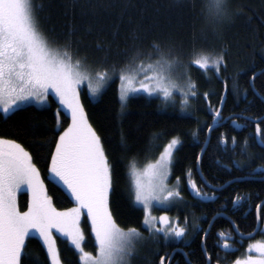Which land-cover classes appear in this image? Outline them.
<instances>
[{"label": "trees", "instance_id": "16d2710c", "mask_svg": "<svg viewBox=\"0 0 264 264\" xmlns=\"http://www.w3.org/2000/svg\"><path fill=\"white\" fill-rule=\"evenodd\" d=\"M37 3L43 4L38 11L41 30L53 45H68L76 56L86 57V62L98 70L108 67L112 74L97 99L90 96L86 87L81 95L87 119L100 136L113 165L109 203L113 217L121 227H135L149 233L143 223L145 211L134 201L128 170L132 162L143 165L156 159L174 136L180 137L182 142L174 153L170 180L179 186L184 201L179 199V204L169 207V211L178 215L190 238L168 245L162 237L159 242L145 240L132 264H161V257L164 264H169L172 258L170 264H206L202 240L217 213L226 215L213 220L206 237L213 264L217 253H220L219 263H231L249 240L263 236L264 231H259L240 248L227 253L215 246L220 230L231 236L238 232L249 234L255 230L259 219L264 228V204L261 213L256 214L257 206L264 200V172H251L258 164H264V146L259 142L260 135L264 134V0H228L230 10L239 12L216 26L208 23L202 13L201 0H37ZM153 42L165 48L172 46L183 61L185 73L196 82L197 95L189 97L188 106L171 105L161 97L144 93L131 95L122 105L119 93L121 71L133 75V71L145 70L147 64H152L155 55L135 54L141 50L154 53ZM194 45L211 52L224 50L227 68L221 67L220 72L227 79V92L224 81L217 77L213 68L209 67L206 77L199 66L188 63L194 59ZM141 60L143 67L139 66ZM253 73L256 74L254 86L250 83ZM233 77L239 82L236 90L232 89ZM181 80L185 86L187 78ZM244 89H247L246 93ZM205 92L207 97L203 95ZM223 100L222 124L213 129L201 159V171L209 184L198 171V160L208 138L209 126L214 121L213 111L220 109ZM49 101L46 106L33 103L7 119L0 116V136L17 140L32 153L48 195L55 207L63 210L72 208L75 199L62 185L53 182L50 163L59 133L69 126L71 117L53 95H49ZM258 118H262L261 133L255 132L253 119ZM243 119L249 125L241 128ZM222 137L229 139L225 142ZM232 137L236 138L235 144L231 142ZM234 160L241 161L244 167H224L232 165ZM177 177H180L179 181ZM188 179L194 180L202 192L215 193L216 198L209 201L197 197L186 182ZM238 194L247 195L252 202L253 207L247 215L241 211L229 212ZM28 205V192H20V210L26 211ZM233 221L239 229L233 226ZM195 225H200L204 231ZM83 229L86 249L96 252L97 244L87 215L83 218ZM57 240L63 264H82L77 250L67 239L57 236ZM25 243L28 255L22 256V264H50L39 237L29 235ZM178 248L183 251L176 250Z\"/></svg>", "mask_w": 264, "mask_h": 264}, {"label": "snow or ice", "instance_id": "6c2138e0", "mask_svg": "<svg viewBox=\"0 0 264 264\" xmlns=\"http://www.w3.org/2000/svg\"><path fill=\"white\" fill-rule=\"evenodd\" d=\"M201 3L202 13L213 26L239 12L230 10L228 0H201ZM42 8L43 4H38L37 0H0V116L7 119L33 103L46 106L49 90L54 91L59 102L69 110L72 122L59 133L55 142V149L51 154L50 177L53 182L63 184L68 189L75 198V205L63 210L56 208L41 179L40 170L33 162L32 153L17 140L0 136V264H22V256L28 255L25 241L30 232H34L41 239L42 246L50 257V264H62L53 230H59L70 240L71 245L78 251L82 264H132V258L138 254V243L146 239L159 242L161 234L165 240L175 238L179 241L187 234L188 229L179 223V218L172 222L167 213L159 217L150 215L153 202L167 204L183 199L179 186L170 187L166 183L171 173L174 151L182 142L173 137L165 151L160 154V159L150 164L145 173H133L134 201L147 210L143 223L148 227L151 236L145 238L135 227L121 229L115 222L109 204V193L113 188V165L100 136L88 122L78 88L86 80L90 95L94 97L100 91L101 84L108 79L110 70L108 67L90 69L86 57L75 56L68 45L53 47L41 30L38 11ZM152 47L156 50L154 53H144L141 50L135 54L156 56V60L149 65L151 76L145 77L150 82L140 81L138 89L133 88L132 77L121 71L122 101L127 99L129 92L140 89L149 94L160 93L167 99L172 96L173 89L179 87L168 78L173 69L184 67L179 54L174 52L172 46L165 48L157 42H153ZM192 56L194 59L188 63L199 66L206 77L209 67L213 68L217 77L224 81L227 92V79L220 72L221 67L227 68L224 50L211 52L194 45ZM143 64L141 60L139 66L143 67ZM255 75L253 73L250 81L253 86ZM232 79V89L236 90L239 88L238 79ZM153 81L154 85L150 86ZM196 87V82L188 76L185 86L180 89L184 93L185 104L190 96L197 95ZM244 91L246 93L247 89ZM203 95L207 97L208 93ZM209 109L213 111L210 104ZM59 111L58 108L57 113ZM213 116L219 123L222 119L219 108L213 111ZM256 129L257 133H261L259 124ZM221 139L227 142L229 138ZM231 142L235 144L236 138L232 137ZM259 142L264 146V134L260 135ZM243 143L246 151L247 141ZM203 151L206 149H202ZM233 166L244 167L239 160H234L232 165H224L229 169ZM257 170H264V164H258L251 172L255 173ZM176 179L179 181L180 177ZM186 182L197 197L209 201L216 198L215 193L202 192L194 180L188 179ZM205 182L210 184L206 179ZM22 185H26L32 193L26 211L20 210L16 197ZM247 199V195L242 197L238 194L233 199V205L238 207ZM84 215L91 221L97 244L96 254L83 247L85 236L80 221ZM221 215L226 214L217 213V216ZM211 224L210 221V228ZM233 226L239 229L234 221ZM195 227L204 231L200 225ZM256 230L264 231L259 221ZM239 234L244 236V233ZM207 235L208 232L205 231L202 251L206 264H212V254L207 251ZM234 239L228 232L220 230L215 246L225 253L236 250L235 245L230 243ZM253 248L258 255L237 259L235 264H264V241L250 244L248 250ZM219 259L220 253H217L216 264H219ZM161 264H164L163 257Z\"/></svg>", "mask_w": 264, "mask_h": 264}, {"label": "rangeland", "instance_id": "374dc122", "mask_svg": "<svg viewBox=\"0 0 264 264\" xmlns=\"http://www.w3.org/2000/svg\"><path fill=\"white\" fill-rule=\"evenodd\" d=\"M50 42V41H49ZM50 44L53 46V47H56L55 45H53L51 42H50ZM75 55V54H74ZM76 56V55H75ZM88 64V66H89V68L90 69H96V70H98L97 68H95V66H93V65H91L90 63H87ZM149 65H151V63H149V64H147L144 68H145V70H136L135 72L133 71L132 73H133V75H130L131 77H132V79H133V88H136V89H138V85H139V82L140 81H144V82H146V83H148V82H150V81H148V80H145V77L147 76V77H150L151 76V71H149ZM183 73H185V68L184 67H182V68H180V69H173L169 74H168V78H169V80L170 81H174V82H176L178 85H179V87H177V88H174L173 89V92H172V96L171 97H169V98H164L160 93H153V94H149V93H147L145 90H142V89H140V90H137V91H131V92H129V95H128V97H127V99L131 96V95H134V94H139V93H144V94H146V95H149V96H158V97H161L164 101H166V102H169V104H171V105H174V104H180V103H182V105L183 104H185V102H184V93L183 92H181V88L184 86L183 85V81L181 80V79H184V78H188V76H190L188 73H185V75L183 74ZM184 75V76H183ZM187 75V76H186ZM112 79V74H110L109 73V77H108V79L103 83V84H101V86H100V91L94 96V97H92L93 99H97L100 95H101V93H102V91L106 88V86L109 84V82H110V80ZM194 80V79H193ZM96 81H95V78H93V83H95ZM125 83H126V81H125ZM152 85H154V81L153 82H151L150 83V86H152ZM120 86H121V80L119 81V93H120ZM84 87H86L87 88V90H88V92H89V94H90V89L88 88V85H87V81L85 80L81 85H79L78 86V88H79V92H80V99H81V102H82V95H81V91H82V89L84 88ZM185 91H187V90H185ZM178 94V95H177ZM49 95H53L56 99H57V101L59 102V100H58V98L56 97V95H55V93H54V91H52L51 89L49 90ZM49 95H48V103L50 102L49 101ZM91 96V95H90ZM178 96H180V99L178 98ZM127 99L126 100H124V101H122L121 100V97H120V100H121V103H122V105H125L126 104V102H127ZM48 103H47V105H48ZM34 104H37V105H39L38 103H34ZM59 104H60V106H61V108L63 109V110H65L69 115H70V112H69V110L64 106V105H62L60 102H59ZM83 104V103H82ZM187 106L189 105V103H187L186 104ZM70 117H71V115H70ZM71 122H72V120H71ZM71 122H70V124H71ZM89 122V121H88ZM90 123V122H89ZM91 124V123H90ZM92 126V125H91ZM174 137H176V138H179V140H180V137H178V136H174ZM173 138V137H172ZM172 138L166 143V145L163 147V149H162V151L160 152V154L162 153V152H164L165 151V148H166V146L168 145V143L172 140ZM181 141V140H180ZM102 142V141H101ZM180 145V144H179ZM178 145V146H179ZM178 146H177V148H178ZM176 151V150H175ZM175 151H174V153H175ZM160 154H159V156L156 158V159H154V160H150V161H148V162H146V163H144L143 165L141 164V165H139V164H137L136 162L134 163V161L132 162L133 164L129 167V175H130V178H131V181H132V185H133V188H134V182H135V176L133 175V173H137V174H143V173H145L146 171H147V169H148V166L150 165V164H154L157 160H159L160 159ZM171 169H172V165H171ZM40 176H41V174H40ZM41 179H42V176H41ZM172 180V174L170 173V175H169V177H168V179H167V181H166V183L170 186V187H172V186H177V184L176 183H173V182H171V180ZM60 184V183H59ZM60 185H62L66 190H67V192H69L68 191V189L63 185V184H60ZM22 191H27L28 192V194H29V204H30V202H31V198H32V193H31V190L26 186V185H22L21 187H20V189L17 191V193H16V197H17V203H18V195H19V193L20 192H22ZM111 192V191H110ZM71 195V194H70ZM72 196V195H71ZM73 197V196H72ZM74 198V197H73ZM109 198H110V193H109ZM75 199V198H74ZM138 205H140L143 209H144V211H145V215L147 214V210H146V208L142 205V204H140L139 202H136ZM110 204V203H109ZM179 204V199H176V200H174L173 202H171V203H167V204H158V203H156V202H153V204H152V206H151V211H150V215L151 216H155V217H159V216H161L162 214H164V213H167L168 214V216L170 217V218H172V222H176L177 220H176V217L178 218V215H175V214H171V212L169 211V207L171 208L172 206H177ZM161 209H163V210H161ZM161 210V211H160ZM113 215V214H112ZM83 218H84V216H82L81 217V221H80V226H81V229H82V231H83V233H84V236H85V231H84V229H83ZM88 220H89V222H90V224H91V221H90V218L88 217ZM116 222V221H115ZM117 223V222H116ZM180 223V222H179ZM117 225H119L118 223H117ZM183 225V224H182ZM119 227L121 228V229H125V228H123V227H121L120 225H119ZM145 227L148 229V227L145 225ZM125 230H127V229H125ZM149 230V229H148ZM141 233H143L142 231H140ZM29 235H35V236H37L34 232H30V234ZM53 235H54V237H55V242H56V246H57V248H58V240H57V236H61V237H63V238H65V239H67L68 241H69V243L71 244V242H70V240L64 235V234H62V233H60L59 232V230H53ZM93 235H94V232H93ZM143 236L145 237V238H149L150 236H151V233H150V231H149V233L148 234H145V233H143ZM38 237V236H37ZM94 237H95V235H94ZM160 237H162L163 238V235L161 234V236ZM159 237V238H160ZM190 238V235H189V233L187 232V234H186V236L184 237V240H188ZM183 239V238H182ZM86 240V239H85ZM85 240H84V243H83V247H84V249L86 250V251H88V252H91V253H93V254H96L97 253V251L96 252H92V251H89L88 249H86V247H85ZM146 240H153V239H146ZM145 241V240H144ZM143 241V242H144ZM163 241H164V243H165V245H168V244H170V243H172V242H174V241H177L175 238H169V239H167V240H165L164 238H163ZM257 241H264V235L263 236H261V237H258V238H254V239H252V240H249L248 242H247V244L245 245V247L240 251V253H239V255L237 256V258L236 259H234L231 263H229V264H235V261L237 260V259H241V260H243L244 258H246L247 256H249V255H252V256H256V255H258V253H257V251L253 248L251 251H249L248 250V247H249V245L250 244H255ZM96 242V241H95ZM143 242H141V243H138V245H137V248H138V250H140V248L142 247V244H143ZM74 247V246H73ZM59 249V248H58ZM78 252V251H77ZM59 256H60V254H59ZM137 255H135L133 258H132V262H133V259L136 257ZM61 259V258H60ZM61 262H62V260H61ZM62 264H63V262H62Z\"/></svg>", "mask_w": 264, "mask_h": 264}, {"label": "flooded vegetation", "instance_id": "af4514ba", "mask_svg": "<svg viewBox=\"0 0 264 264\" xmlns=\"http://www.w3.org/2000/svg\"><path fill=\"white\" fill-rule=\"evenodd\" d=\"M221 120H223V119H221ZM225 120V119H224ZM227 120V119H226ZM243 122H242V125L240 126L241 128L243 127V126H248L249 124L246 122L247 120L246 119H243L242 120ZM253 121L255 122L254 124H255V132L257 133V130H256V125L257 124H259L260 125V128L262 129V125H261V123H260V120L259 121H255L254 119H253ZM224 122H226V121H224ZM245 122V123H244ZM257 171H260V170H257ZM262 172H264V170H262ZM263 178V177H262ZM253 207V205H252V202L249 200V198L245 201V202H243V203H241L238 207H236V206H234V205H231L230 206V209H229V212L230 213H239L240 211L242 212V213H244L245 215H247L250 211H251V208ZM260 213H261V211H260ZM256 214H257V209H256ZM261 217V216H260ZM262 219H264V215H263V218ZM245 235V234H244ZM233 237H235V239L234 240H231L230 241V243H234V245H235V249H238V248H240V246H242V245H244V243L246 242V240L247 239H249V238H241L240 237V235L238 234V235H235V236H233ZM235 240H236V242H235ZM241 240V241H240ZM173 251V250H172ZM177 257V256H176ZM177 258H179V257H177ZM173 259V258H172ZM172 259H169V264L171 263L170 261H172ZM175 262H177V260L175 261ZM177 264V263H176ZM213 264V263H212ZM214 264H216V262H214ZM219 264H221V263H219Z\"/></svg>", "mask_w": 264, "mask_h": 264}, {"label": "bare ground", "instance_id": "6f19581e", "mask_svg": "<svg viewBox=\"0 0 264 264\" xmlns=\"http://www.w3.org/2000/svg\"><path fill=\"white\" fill-rule=\"evenodd\" d=\"M221 107V106H220ZM228 119V118H227ZM257 121V120H256ZM259 121V120H258ZM214 122V121H213ZM219 122H222V121H219ZM222 124V123H221ZM220 124V125H221ZM219 126V125H218ZM217 126V127H218ZM212 133V132H211ZM211 133L208 135V138H207V140H209L210 141V135H211ZM207 140H206V142H207ZM209 141H208V143H209ZM206 142H205V144H206ZM208 145V144H207ZM205 146V145H204ZM202 159V158H201ZM199 169H200V171H201V162H200V164L198 165V171H199ZM199 171V173H200V175L202 176V178L205 180V178L203 177V174H202V171L200 172ZM210 186V185H209ZM217 189H219L218 187H217ZM183 200V199H182ZM187 200V199H186ZM184 201V200H183ZM262 204H264V200L262 201V203L259 205V207H258V210H257V212L258 213H260V208H261V205ZM215 217H217V215L215 216ZM258 218H259V216H258ZM212 222V224H213V220L211 221ZM259 222H260V219H259ZM212 224H211V226H212ZM210 225V224H209ZM260 226H261V223H260ZM257 229V227L255 228V230L253 231V232H251V233H249V234H245L244 236H241L240 234H239V232H238V234L240 235V237L241 238H252V237H254V236H256L257 235V233L259 232L258 230H256ZM209 230H210V227H208V229H207V232H209ZM241 241V240H240ZM176 250H179V251H183V249L182 248H178V249H176ZM175 250V251H176ZM174 251V252H175Z\"/></svg>", "mask_w": 264, "mask_h": 264}, {"label": "water", "instance_id": "95a60500", "mask_svg": "<svg viewBox=\"0 0 264 264\" xmlns=\"http://www.w3.org/2000/svg\"><path fill=\"white\" fill-rule=\"evenodd\" d=\"M223 103H224V100H223V102H222V104H221L220 112H221V110H222V108H223ZM262 118H263V117H262ZM262 118H258V119H256V120L258 121V120H261ZM224 121H226V119H225ZM221 123H222V122L217 123V122L214 120V122H213L212 125H211V128L209 127V129H208V135L213 131L214 128H216V127H217L218 125H220ZM208 141H209V140H207V142H206V144H205V146H204L203 149H206L207 144H208ZM204 152H205V151L201 152V154H200V156H199L198 165H199L200 162H201V158H202ZM199 171H200V169H199ZM200 172H201V171H200Z\"/></svg>", "mask_w": 264, "mask_h": 264}]
</instances>
